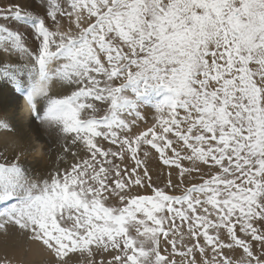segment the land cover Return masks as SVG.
Returning <instances> with one entry per match:
<instances>
[{"label":"snow or ice","instance_id":"6c2138e0","mask_svg":"<svg viewBox=\"0 0 264 264\" xmlns=\"http://www.w3.org/2000/svg\"><path fill=\"white\" fill-rule=\"evenodd\" d=\"M0 54L25 123L73 157L33 173L0 110L14 150L0 151V233H27L52 264H264V0H0ZM144 105L154 123L133 134ZM150 150L181 185L201 182L152 186ZM145 183L152 194H132Z\"/></svg>","mask_w":264,"mask_h":264},{"label":"bare ground","instance_id":"6f19581e","mask_svg":"<svg viewBox=\"0 0 264 264\" xmlns=\"http://www.w3.org/2000/svg\"><path fill=\"white\" fill-rule=\"evenodd\" d=\"M4 59H6V57L0 54V63H2ZM10 59H12L14 63H19V59L16 57H11ZM22 79L25 85H27V76H23ZM53 94H56L55 90H53ZM22 101V93L17 92L9 83L0 81V110H11L15 113L17 126L24 132L25 142L30 143V135H36L46 148L52 147L51 154H47L44 160L33 158L29 150L26 158L23 160L24 165L30 168L33 173L39 172L41 175H44L49 172V170L56 167L61 169L69 167L73 157H67L69 161L68 164L57 161L56 159L60 148L56 140L57 134L53 132L52 135L48 137V139H51V144H49L48 139H46L47 134L37 122L31 121L30 125L25 123L29 120V114L25 116L21 111ZM29 127L32 129L30 133L25 131V129ZM0 151L11 157L14 150L10 144H4L0 145ZM84 155L85 153H81V156ZM5 254L13 260L14 264H52L51 254L43 245L29 239L27 233H19L15 230H10L6 235L0 233V256ZM74 264H83V262L80 258H77Z\"/></svg>","mask_w":264,"mask_h":264},{"label":"rangeland","instance_id":"374dc122","mask_svg":"<svg viewBox=\"0 0 264 264\" xmlns=\"http://www.w3.org/2000/svg\"><path fill=\"white\" fill-rule=\"evenodd\" d=\"M3 2L8 3V2H12L15 3L17 2V0H3ZM21 2H23V0H21ZM150 98L153 102L158 101V99L161 98V96L159 94L156 93H152L150 94ZM141 111L145 117L144 121H140L138 122V126L135 128L133 127L131 129L132 133H138L141 130H144L145 128L151 126L154 123L155 120V112L154 109L150 106V105H144L141 108ZM142 125V126H141ZM105 148H108L110 145L107 142H104L103 145ZM169 155H171L172 153L169 152ZM140 158L143 160L145 166L147 167L148 171L151 174L152 177V186L154 187H158L163 189L164 191L168 192L169 194L172 195H180L182 194L183 190L185 187L190 186L191 184L194 183H200L201 182V178L197 173H193L192 176L194 178H190L187 174L184 176L183 179V184L181 185L180 183V175H179V170L177 168H175L174 166H164L162 161L159 158V154L155 152V150H150L149 153V157L145 158L143 156V152L140 153ZM123 164L125 166H127L128 168H132L134 167V162L130 160V158L125 157ZM182 164L185 167H190V164L188 161H182ZM201 167L203 168L204 166L201 165ZM208 169L205 168V171H207ZM212 173L216 172V169L213 168ZM169 172L171 173V182L173 185H176L175 188H170L167 187L168 184V180H169ZM132 194H140V195H150L152 194V188L147 186V183H145L144 187L141 188H134ZM110 203H114L112 201H110ZM202 242V241H201ZM163 247V246H162ZM112 253H109V257L111 256ZM106 257V258H109ZM179 259V258H177Z\"/></svg>","mask_w":264,"mask_h":264},{"label":"clouds","instance_id":"9594fccd","mask_svg":"<svg viewBox=\"0 0 264 264\" xmlns=\"http://www.w3.org/2000/svg\"><path fill=\"white\" fill-rule=\"evenodd\" d=\"M30 107L27 104V101H22L21 105V111L25 116L29 114ZM31 155L35 159L44 160L47 157V152L45 151V145L39 141L33 138L31 140Z\"/></svg>","mask_w":264,"mask_h":264}]
</instances>
